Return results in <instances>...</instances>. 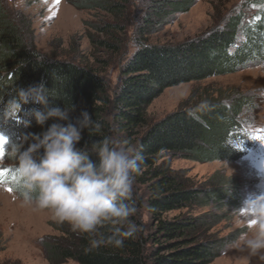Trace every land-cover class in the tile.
<instances>
[{
    "label": "trees",
    "instance_id": "obj_1",
    "mask_svg": "<svg viewBox=\"0 0 264 264\" xmlns=\"http://www.w3.org/2000/svg\"><path fill=\"white\" fill-rule=\"evenodd\" d=\"M68 1L77 9L104 14L107 19L91 23L94 34L89 35V42L96 49L118 53L120 42L115 33L125 31L134 3L131 0ZM135 1L138 14L132 32L135 48L121 65L112 94L99 71L72 61L48 59L29 46L19 26L0 7V118L5 120L0 130L8 135L9 143L14 146L20 142L16 139L22 140L25 133L43 130L31 114L21 117L20 122V116L8 119L10 102L17 92L42 85L48 93L49 107H71L69 122L76 123L82 119V113L88 114L91 123L82 128L78 148L98 162L96 147L105 139L114 147V135H117L140 169L139 173L133 170L131 176L146 188L144 206L151 219L149 231L144 234L140 229L135 212L129 220L138 225V230L133 237L125 239L123 247L102 246L90 250V239L112 235L117 228L126 229L128 223L104 222L98 226V232L87 236L73 231L67 223L53 222L51 226L59 235L43 243L49 264L67 261L74 264H209L224 246L222 238H214L210 233L217 219L208 211L203 216L192 212L207 208L209 202L223 204L225 200H240V188L233 179L215 171L203 185L194 186L181 171L171 168L170 160L240 158L256 141L248 133L247 122L240 120L242 104L247 102L245 97L234 98V93L221 90L212 94L205 89L190 106L187 105L189 96L177 109L149 124L145 109L166 88L232 73L250 63L264 61V6L246 22L243 10L251 2L248 0L203 33L175 43L158 44L149 43L148 36L175 15L186 12L194 0ZM98 63L108 64L102 59ZM226 100L228 104L224 103ZM25 104L30 109L44 110L38 103ZM109 109L111 122L106 118ZM28 120L32 121L31 125L25 127ZM52 122L47 121L44 128ZM123 202L135 209L141 206L140 200L132 195ZM173 211L185 213L165 217Z\"/></svg>",
    "mask_w": 264,
    "mask_h": 264
},
{
    "label": "rangeland",
    "instance_id": "obj_2",
    "mask_svg": "<svg viewBox=\"0 0 264 264\" xmlns=\"http://www.w3.org/2000/svg\"><path fill=\"white\" fill-rule=\"evenodd\" d=\"M131 1L134 6L129 10L126 29L123 33H115L120 42V49L116 54L96 49L89 42V35L94 34L91 23L107 19L102 12L77 9L68 0H0V7L19 26L29 46H33L48 59L72 61L99 71L112 94L119 81V69L135 48L132 32L138 15L135 5L137 2ZM246 1L248 0H194L186 12L175 15L159 31L149 35L147 40L149 43L161 44L192 38L219 24L232 10L244 6ZM250 1L243 10L246 22L264 6V2ZM99 59L108 64L104 66L98 63ZM205 89L212 94L219 90L234 93V98L240 95L250 102V105L247 102L242 104L240 120L247 122L248 133L256 138V142L237 160L228 158L192 161L173 158L170 166L173 170L181 171L194 186L203 185L215 171L239 185V201L225 200L223 204L209 202L207 208L192 212L193 215L201 216L209 213L217 219L210 233L214 238H222L224 246L209 264H264V260L257 256L248 258L246 251L231 243L245 230L244 202L264 195V61L250 63L232 73L166 88L146 107L147 122L152 123L174 111L189 96L187 105L190 106L204 94ZM224 103L228 104V101ZM22 107L21 112L16 115L10 112L8 119L20 116V122L23 117L31 114L28 104H23ZM24 107L27 108L25 111ZM106 118L111 122V109L107 111ZM4 122L0 118V125ZM16 141H21V138L18 137ZM114 141V147L124 148L117 135H114ZM12 146L9 143L3 149L10 151ZM0 159V167L5 172L15 164L3 152L0 153ZM132 180L131 195L140 200L141 206L136 209V214L141 223L140 229L145 234L151 228V219L144 206L146 188L133 177ZM13 183L11 176L0 183V264H49L43 243L50 237L59 235L51 226V223L57 221L53 219L50 210H40L34 203L25 202L22 191L14 190ZM205 211L208 212L203 213ZM184 213L185 211H173L165 217L172 218ZM65 264L74 263L67 261Z\"/></svg>",
    "mask_w": 264,
    "mask_h": 264
},
{
    "label": "clouds",
    "instance_id": "obj_3",
    "mask_svg": "<svg viewBox=\"0 0 264 264\" xmlns=\"http://www.w3.org/2000/svg\"><path fill=\"white\" fill-rule=\"evenodd\" d=\"M47 96L42 85L28 87L20 89L10 102L12 113L20 112L21 105L28 102L44 106V110H30L36 125L43 130L25 133L10 151L3 150V155L14 158L15 164L8 172L0 167V183L11 176L13 189L22 191L25 202L50 210L54 220L69 224L80 234L98 232L104 222H127L126 229L117 228L112 235L89 240L90 250L102 246L121 248L125 239L138 230V225L129 220L135 207L123 202L132 194L131 172L140 171L137 161L128 150L110 147L107 139L95 149L98 162L92 161L77 147L82 128L91 123L88 114L82 113L76 123L69 122L71 107H49ZM49 120L53 122L44 128ZM31 122L26 121L24 126L29 127ZM243 207L245 230L231 243L246 251L248 258L257 256L264 260V195L246 200Z\"/></svg>",
    "mask_w": 264,
    "mask_h": 264
}]
</instances>
